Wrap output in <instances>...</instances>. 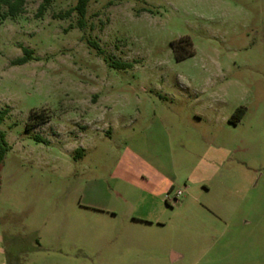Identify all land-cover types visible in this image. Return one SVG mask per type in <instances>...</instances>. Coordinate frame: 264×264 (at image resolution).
Instances as JSON below:
<instances>
[{"label": "rangeland", "instance_id": "rangeland-1", "mask_svg": "<svg viewBox=\"0 0 264 264\" xmlns=\"http://www.w3.org/2000/svg\"><path fill=\"white\" fill-rule=\"evenodd\" d=\"M41 2L0 9V264H264V0Z\"/></svg>", "mask_w": 264, "mask_h": 264}, {"label": "trees", "instance_id": "trees-1", "mask_svg": "<svg viewBox=\"0 0 264 264\" xmlns=\"http://www.w3.org/2000/svg\"><path fill=\"white\" fill-rule=\"evenodd\" d=\"M25 1L26 0H0V9L2 7H5L6 9L3 15L15 17L17 14L23 11V6L25 4ZM50 3H51V0H42V2L39 4V7H38V12H37L38 15H42ZM86 4H87V0H78L74 8L79 14V24L80 25H82V19L86 13ZM69 13H70V10H68L65 15H68ZM191 53L192 52H189L188 55H190ZM183 56H186V55H183ZM32 58H33V51L30 48L23 47V55L13 60V63L16 65H21V64L28 62ZM111 66L116 67V68H126V67H129L130 64L125 63V62H113ZM244 112H245V108L243 106L237 107L234 110L233 115L230 120L234 122L239 121L241 117L243 116ZM7 114H8V110L6 108L0 110V124L4 121ZM44 121L45 120L39 121L37 123H41V122L43 123ZM25 131L29 132L30 130L28 127H26ZM33 137L36 141H45L41 136L37 134H35ZM8 149H9V146L5 138V132L0 128V165Z\"/></svg>", "mask_w": 264, "mask_h": 264}, {"label": "flooded vegetation", "instance_id": "flooded-vegetation-1", "mask_svg": "<svg viewBox=\"0 0 264 264\" xmlns=\"http://www.w3.org/2000/svg\"><path fill=\"white\" fill-rule=\"evenodd\" d=\"M173 51L175 52V58L177 59V60H182V59H184L185 58V56H183V55H178L179 53H177V51H178V49H176V48H174L173 49Z\"/></svg>", "mask_w": 264, "mask_h": 264}, {"label": "built area", "instance_id": "built-area-1", "mask_svg": "<svg viewBox=\"0 0 264 264\" xmlns=\"http://www.w3.org/2000/svg\"><path fill=\"white\" fill-rule=\"evenodd\" d=\"M180 194H181V191H178V192H177V195H180Z\"/></svg>", "mask_w": 264, "mask_h": 264}, {"label": "crops", "instance_id": "crops-1", "mask_svg": "<svg viewBox=\"0 0 264 264\" xmlns=\"http://www.w3.org/2000/svg\"><path fill=\"white\" fill-rule=\"evenodd\" d=\"M177 255V254H176Z\"/></svg>", "mask_w": 264, "mask_h": 264}]
</instances>
